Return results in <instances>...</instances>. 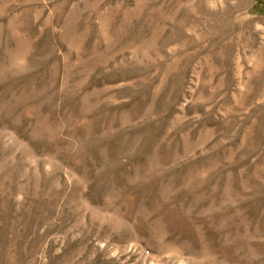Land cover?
Instances as JSON below:
<instances>
[{"label":"rangeland","instance_id":"1","mask_svg":"<svg viewBox=\"0 0 264 264\" xmlns=\"http://www.w3.org/2000/svg\"><path fill=\"white\" fill-rule=\"evenodd\" d=\"M0 264H264V0H0Z\"/></svg>","mask_w":264,"mask_h":264}]
</instances>
